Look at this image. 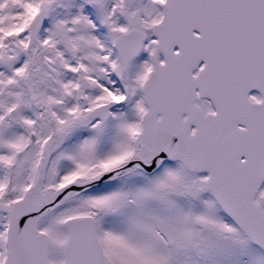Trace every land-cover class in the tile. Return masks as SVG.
I'll list each match as a JSON object with an SVG mask.
<instances>
[{"label":"snow or ice","instance_id":"obj_1","mask_svg":"<svg viewBox=\"0 0 264 264\" xmlns=\"http://www.w3.org/2000/svg\"><path fill=\"white\" fill-rule=\"evenodd\" d=\"M0 264H264V0H0Z\"/></svg>","mask_w":264,"mask_h":264}]
</instances>
